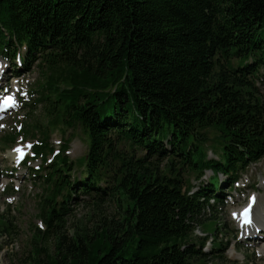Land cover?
Wrapping results in <instances>:
<instances>
[{
  "label": "trees",
  "instance_id": "obj_1",
  "mask_svg": "<svg viewBox=\"0 0 264 264\" xmlns=\"http://www.w3.org/2000/svg\"><path fill=\"white\" fill-rule=\"evenodd\" d=\"M0 56L16 66L14 76L37 66L44 79L28 106L41 103L47 124L60 115L89 140L78 176L62 152L43 177L62 199H43L46 230L32 239L56 235L54 252L42 258L35 248L27 264L224 258L221 241L203 251L207 238L194 227L210 211L216 218L223 189L236 191L264 157V0H0ZM212 128L219 142L208 158ZM43 134L32 157L45 164ZM77 188L121 209L90 237L60 231L68 202L83 199Z\"/></svg>",
  "mask_w": 264,
  "mask_h": 264
},
{
  "label": "rangeland",
  "instance_id": "obj_2",
  "mask_svg": "<svg viewBox=\"0 0 264 264\" xmlns=\"http://www.w3.org/2000/svg\"><path fill=\"white\" fill-rule=\"evenodd\" d=\"M18 61L15 63L18 64ZM14 67L16 66L11 61L0 58V70L3 71L0 78V95L8 88L17 97L13 109L0 114V225L8 220L7 231L0 234V264H27L34 256L35 248L40 247H43L41 255L39 253L40 257L45 258L46 253L53 254L56 235L52 234L42 241L34 242L32 239L38 228L46 230L41 215L43 199L51 200L50 204L56 199L58 202L62 199L63 192L56 196L52 194V188H47L43 184V177L51 171L50 164L56 159L60 161L59 155L62 152L74 163L72 173L78 176V170L84 164L89 145L88 136L80 126L64 127L60 115L56 123L47 124L43 118L41 103L33 109L28 106L35 97V94H30L33 85L44 79L41 70L33 65L30 71L15 77ZM262 76L263 79L257 84L261 92L260 98L264 103V74ZM24 104H27L26 108ZM36 123L43 125L40 132L33 126ZM43 131L50 144L44 151L47 160L45 164L42 163V158L32 157L33 145L41 143ZM6 135L14 136L12 142L4 139ZM218 135V130L214 128L208 130L210 138L206 143L208 158L216 156L214 150L218 148ZM21 149L26 155L15 161L12 153ZM41 163L43 168L35 171ZM210 175L211 171L208 170L202 179L197 181L193 179L192 183L197 185ZM75 190L74 194L83 199L79 201L71 199L68 202L70 211L65 216V227L60 229L69 237H75L77 233L90 237L105 218L112 219L121 212L116 201L106 200L97 205L95 200L82 197L78 193L79 188ZM223 192L224 204L217 208L216 218H208L210 211L203 215L194 227L195 236L207 238L202 246L203 251H210L211 244L216 241L223 243L224 251L218 253H222L224 258L208 259L206 264H264V228L255 231L257 237L251 236L252 234L249 235L251 237H244L243 227L241 229L236 218L231 216L232 213L241 210L247 204L248 198L253 196L256 199L254 212L262 215L264 227V157L248 166L236 183V191L232 192V196L228 195L226 188ZM254 225L256 227V221Z\"/></svg>",
  "mask_w": 264,
  "mask_h": 264
},
{
  "label": "bare ground",
  "instance_id": "obj_3",
  "mask_svg": "<svg viewBox=\"0 0 264 264\" xmlns=\"http://www.w3.org/2000/svg\"><path fill=\"white\" fill-rule=\"evenodd\" d=\"M22 150V149H21ZM21 150H19L18 152H14V153H12V156H13V158L15 159V161H19V152L21 151ZM252 204L249 202V204H248V206L246 207L247 209H251V213H250V215H253V218H252V220H253V223H252V225H247V226H249V227H247V226H243L244 228H243V233H245V235H244V237H251V236H254V237H257V235L255 234V231L257 230V227H259L260 229L259 230H261L262 228H264L263 227V220H262V215L261 214H258V212L257 211H253L252 212ZM257 210V209H256ZM241 211V210H240ZM254 219H255V221H256V227H255V225H254ZM237 222H240L241 221V217H240V212L238 213V215H237ZM251 223V222H250ZM250 231H254L253 233H250ZM252 234V235H251ZM260 235H262L261 233H259ZM249 235H251V236H249Z\"/></svg>",
  "mask_w": 264,
  "mask_h": 264
},
{
  "label": "snow or ice",
  "instance_id": "obj_4",
  "mask_svg": "<svg viewBox=\"0 0 264 264\" xmlns=\"http://www.w3.org/2000/svg\"><path fill=\"white\" fill-rule=\"evenodd\" d=\"M248 211H249V209H245V212H244V215H245V218H246V220H247V217H248Z\"/></svg>",
  "mask_w": 264,
  "mask_h": 264
}]
</instances>
